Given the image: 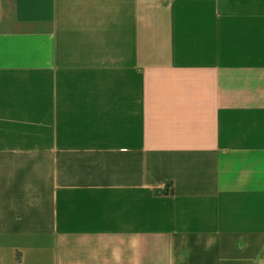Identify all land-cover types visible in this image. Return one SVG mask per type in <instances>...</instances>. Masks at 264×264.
I'll use <instances>...</instances> for the list:
<instances>
[{
  "label": "crops",
  "instance_id": "1",
  "mask_svg": "<svg viewBox=\"0 0 264 264\" xmlns=\"http://www.w3.org/2000/svg\"><path fill=\"white\" fill-rule=\"evenodd\" d=\"M0 264H264V0H0Z\"/></svg>",
  "mask_w": 264,
  "mask_h": 264
}]
</instances>
